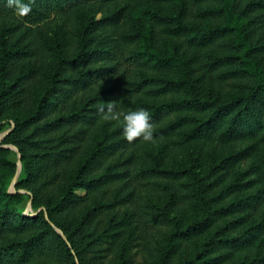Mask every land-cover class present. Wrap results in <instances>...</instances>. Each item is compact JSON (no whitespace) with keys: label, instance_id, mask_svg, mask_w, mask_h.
Wrapping results in <instances>:
<instances>
[{"label":"trees","instance_id":"obj_1","mask_svg":"<svg viewBox=\"0 0 264 264\" xmlns=\"http://www.w3.org/2000/svg\"><path fill=\"white\" fill-rule=\"evenodd\" d=\"M110 1L21 16L0 0L2 143L22 164L9 192L0 144V264H135L143 247L145 264H264V0H123L120 21L97 18ZM140 107L154 138L209 153L167 167L123 135ZM20 189L41 209L19 212Z\"/></svg>","mask_w":264,"mask_h":264},{"label":"rangeland","instance_id":"obj_2","mask_svg":"<svg viewBox=\"0 0 264 264\" xmlns=\"http://www.w3.org/2000/svg\"><path fill=\"white\" fill-rule=\"evenodd\" d=\"M126 2L123 0H111L108 5H106L105 11L102 13H99L97 15V18L100 17L102 14H111V16H114L119 21L123 17L122 14L126 13ZM51 22L48 24V26L51 29H55L58 25V20L55 16H51L49 19ZM13 125L8 126L7 122L5 120L0 119V144L9 150V158L16 162V172L10 179L7 190L12 192L15 189V183L17 179L22 175V164L20 159V154L18 152V148L15 145L9 144V143H2V139L4 136L11 130ZM146 146L148 149L153 153L161 154L159 156L162 157L163 163L169 168H183V167H189L191 166L192 161L197 156L198 153H201L202 155L208 154L209 147H202L197 142H194L192 140H185L182 137H173V138H153L152 141H147ZM230 149V146L223 147L224 152L228 151ZM264 157V153L263 156ZM106 157L102 159V161L105 160ZM179 189L180 192L192 193L190 188H187V186L183 185V182H179ZM112 189L116 187L115 185L111 186ZM116 189V188H115ZM20 192L23 193V200L18 205V211L25 214V215H32L41 207H38L37 209L34 208L31 204V198L27 196V193H25L24 189H20ZM78 192L84 193L83 191L79 190ZM190 247H193L192 244L189 245ZM135 249V248H134ZM133 249V250H134ZM146 249L145 247L139 249L138 255L135 257L134 263L135 264H145V254ZM110 258H113L111 256Z\"/></svg>","mask_w":264,"mask_h":264},{"label":"clouds","instance_id":"obj_3","mask_svg":"<svg viewBox=\"0 0 264 264\" xmlns=\"http://www.w3.org/2000/svg\"><path fill=\"white\" fill-rule=\"evenodd\" d=\"M15 5V10L21 15H27L32 9L31 0H8V5ZM101 112H105V120H113L117 118L118 114L112 112L111 106L107 111L102 104L99 108ZM123 135L128 141H134L140 138L143 141H152L154 138V127L152 117L146 108L140 107L128 111L123 115Z\"/></svg>","mask_w":264,"mask_h":264}]
</instances>
